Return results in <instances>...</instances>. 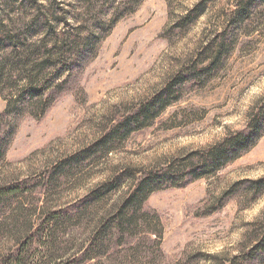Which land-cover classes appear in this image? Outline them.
<instances>
[{
	"label": "rangeland",
	"instance_id": "rangeland-1",
	"mask_svg": "<svg viewBox=\"0 0 264 264\" xmlns=\"http://www.w3.org/2000/svg\"><path fill=\"white\" fill-rule=\"evenodd\" d=\"M3 26L19 44L38 42L50 26L86 40L57 76L63 88L43 96L44 112L27 106L1 119L0 184L25 190L8 201L0 259L32 234L34 264H67L89 249L76 264H264V129L213 173L151 191L131 232L104 227L147 173L247 129L264 99V0H0ZM185 67L192 70L179 78L178 97L150 125L58 172ZM3 82L0 116L10 95ZM98 231L103 244L92 249Z\"/></svg>",
	"mask_w": 264,
	"mask_h": 264
},
{
	"label": "trees",
	"instance_id": "trees-1",
	"mask_svg": "<svg viewBox=\"0 0 264 264\" xmlns=\"http://www.w3.org/2000/svg\"><path fill=\"white\" fill-rule=\"evenodd\" d=\"M18 37H14L10 30L6 31L4 26L0 28V50L5 51L3 55L0 54V82L4 84L5 82L3 81L8 80L10 84L8 104L4 113L0 116V122L5 115H8V118H14L20 111L26 110L27 106H33L36 110L44 112L49 102L46 104L47 100H43V96L47 94L52 99L58 94L56 92L63 88L65 82L56 81L57 76L71 70L70 66L73 65V61L70 60V56L86 40L84 38L81 39L80 36L76 37L71 34L57 35L53 26L44 28L43 36L38 42L29 43L26 41L19 44ZM219 57L217 55L214 58L217 60ZM210 67L211 64L201 70L210 69ZM12 69L18 71L16 73H18L19 79L15 81L10 80L13 74L10 72ZM191 70V67H185L179 71L173 82L169 81L165 84L137 112L128 115L111 126L102 138L82 152L83 154L80 153L81 155H74L62 161L59 167H57L58 172L61 169H71L77 165H82L90 153L94 154L100 151L112 150L115 143L123 136H126L131 130L139 126L145 127L150 125L166 106L178 97L179 88L176 86L179 84V78L186 76V74H191ZM20 71H23V73ZM22 78L23 83L20 81ZM177 79L178 81H176ZM26 94L28 97L22 103V97ZM262 102L259 109L252 114V119L248 123L247 129L228 134L223 140L206 149L190 152L179 162H172L166 165L165 170L147 173L144 178L140 179L131 188L128 196L122 198L119 206L114 208L112 212L110 211L111 213L105 215L104 227L106 229L108 227H117L124 234L131 232L134 229L132 222H135V216L140 210L138 206L141 205L151 191L156 188L159 189L162 186H176L188 175H192L194 178L209 175L223 164L238 157L240 152L249 147L261 135L264 129V99ZM5 144L1 139V155ZM117 186L118 181L104 183L98 190L92 191L88 198L96 199L101 194ZM24 190L25 188L18 183L0 184V225H3V220L8 214V201L14 199L19 202L21 196L24 194ZM60 214L63 213L57 211L52 213V216L55 217ZM126 226L127 228H125ZM150 232L155 235L157 240H161V229H152ZM101 235L99 231L92 235V240L89 244L92 245V249L102 246L103 238ZM39 237L41 238L40 234ZM32 239L33 235L30 234L20 246L22 249L10 255L9 258H1L0 264H34L33 253L29 254V247L33 243ZM89 250L79 255L77 259L73 258L67 264H76L78 260L90 257Z\"/></svg>",
	"mask_w": 264,
	"mask_h": 264
}]
</instances>
